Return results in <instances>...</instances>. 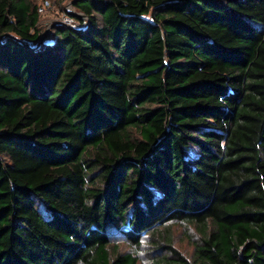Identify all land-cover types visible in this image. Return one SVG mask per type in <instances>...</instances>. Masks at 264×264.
<instances>
[{
	"label": "trees",
	"instance_id": "obj_1",
	"mask_svg": "<svg viewBox=\"0 0 264 264\" xmlns=\"http://www.w3.org/2000/svg\"><path fill=\"white\" fill-rule=\"evenodd\" d=\"M69 1L0 0V264H264V0Z\"/></svg>",
	"mask_w": 264,
	"mask_h": 264
},
{
	"label": "rangeland",
	"instance_id": "obj_2",
	"mask_svg": "<svg viewBox=\"0 0 264 264\" xmlns=\"http://www.w3.org/2000/svg\"><path fill=\"white\" fill-rule=\"evenodd\" d=\"M38 5L40 6L42 3L49 2L50 7L46 9L44 12L40 13V23L39 28L42 31L43 36L47 35L44 40L46 42L51 41L53 35V24L56 23L64 13L69 10L70 12L76 13L75 8L72 6V3L67 0L62 3H59L57 0H37ZM48 33L46 34V31ZM196 230L192 226H188L185 224H171L164 225L158 229L156 234L160 236L161 234L165 235L168 238H171L170 241L174 246H176L180 251L188 256H192L194 252V241H197L196 238ZM120 245V251H129L131 249L130 245L124 240H120L116 242ZM164 245V242H163ZM153 245L148 237L143 240L140 248H137L138 255L140 257L141 263L150 264L153 259ZM166 250V249H165ZM167 251V250H166ZM140 263V264H141Z\"/></svg>",
	"mask_w": 264,
	"mask_h": 264
},
{
	"label": "built area",
	"instance_id": "obj_3",
	"mask_svg": "<svg viewBox=\"0 0 264 264\" xmlns=\"http://www.w3.org/2000/svg\"><path fill=\"white\" fill-rule=\"evenodd\" d=\"M49 7H50V3L49 2L42 3L38 7V11L40 13H42L46 9H48ZM57 24L66 25L69 28L76 29V30H84L90 24V17L88 15L82 13V12H76V15H73L72 12H70L69 10H67L64 13V15L61 17V19H59L56 23H54L53 26L54 25H57ZM38 28H39V24H38ZM30 32L31 33H35L36 32L35 28H32L30 30ZM43 34L41 33L40 39L37 40V41H33V40H30V39H23L22 42L23 43H26V44H29L32 47L40 46L39 43H41L40 41H41V38L43 37ZM51 35H53V33H51ZM53 38H54V35H53Z\"/></svg>",
	"mask_w": 264,
	"mask_h": 264
},
{
	"label": "water",
	"instance_id": "obj_4",
	"mask_svg": "<svg viewBox=\"0 0 264 264\" xmlns=\"http://www.w3.org/2000/svg\"><path fill=\"white\" fill-rule=\"evenodd\" d=\"M72 14H73V15H76V13H74V12H73ZM48 31H49V30L46 31V34L48 33ZM46 36H47V35H44V36L41 38V43L44 41V38H45ZM27 46L32 47V46H30V45H27Z\"/></svg>",
	"mask_w": 264,
	"mask_h": 264
}]
</instances>
